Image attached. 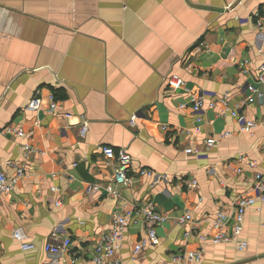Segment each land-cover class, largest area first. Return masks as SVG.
Wrapping results in <instances>:
<instances>
[{"label": "crops", "instance_id": "0c3cea01", "mask_svg": "<svg viewBox=\"0 0 264 264\" xmlns=\"http://www.w3.org/2000/svg\"><path fill=\"white\" fill-rule=\"evenodd\" d=\"M263 8L264 0H0V163H14L3 165L9 179L24 169L19 187L0 202V264H63L46 246L67 238L78 264H93L115 211L145 204L169 220L157 228L160 244L137 257L134 246L147 228L140 217L130 220L123 264L166 263L180 251H202L201 264H264V211H247L243 250L198 239L213 236L215 216L231 214L264 175V127L243 135L230 116L239 110L264 123V85L257 82L264 25L254 18ZM249 86L263 93L253 104L245 102ZM37 93L43 106L28 111ZM51 95L59 104L54 113ZM194 96L203 97L200 114ZM8 126L27 137L3 136ZM211 137L218 139L211 151L187 154L189 142L201 149ZM24 143L35 149L28 158ZM100 147L124 149L133 159L121 200L104 190L113 168ZM95 185L100 189L88 191ZM187 213L193 223H175ZM18 229L32 250L14 239Z\"/></svg>", "mask_w": 264, "mask_h": 264}, {"label": "built area", "instance_id": "2783aa9c", "mask_svg": "<svg viewBox=\"0 0 264 264\" xmlns=\"http://www.w3.org/2000/svg\"><path fill=\"white\" fill-rule=\"evenodd\" d=\"M254 18L258 20V25L260 28L264 25V8L254 14ZM243 66V64H241ZM258 85H264V64L260 68V74L258 76ZM185 83L180 82L179 86ZM249 95L245 102L253 104L255 100L263 96L262 91L259 87L249 86ZM50 112H56L58 110V102L55 101L54 95L50 98ZM228 97L223 98L222 102L227 104ZM43 106V100L38 95L30 100L27 105V110L32 112H39ZM213 104H211V107ZM204 107L203 97L194 96L192 99V108L195 113L200 114ZM182 109L185 105L181 106ZM230 116L235 119L240 127V131L243 135H252L254 129L258 128L260 125L264 127V123L260 124L257 121L249 120L247 117L242 115L239 110L230 111ZM136 117H132L131 124L134 126ZM202 119L197 118V122H201ZM81 135L85 136L88 130V123L84 122L81 127ZM163 131H167V127H162ZM199 132L198 128L193 130L194 134ZM1 134L3 136H9L15 140L21 141L27 137V134L21 127L8 126L5 127ZM230 133L224 134L221 138H227ZM218 139L211 137L205 140L204 145L201 149L195 147L193 142L188 143V148L186 149L187 154L195 155L196 157H201L203 152L211 151L216 147ZM22 154L25 158H28L31 154L35 152L33 146L29 143H24L22 145ZM100 151L106 158L107 165L113 168V175L111 177L110 183L104 188L107 194L116 200L120 199V187H128L133 178L130 176L133 159L127 151L124 149L115 150L112 147H100ZM249 166L253 169L256 167L255 162H248ZM3 165L9 167H15L13 162H3L0 163V202L3 197L12 193L19 187L21 181L24 177V169L18 168L16 175L9 179L4 171ZM238 173H242V169L237 170ZM140 176L152 175L153 172L149 170H141L138 172ZM191 188L198 187V182L193 180L191 182ZM100 189L98 185L90 186L88 191ZM121 200V199H120ZM57 206L60 203L56 204ZM255 208L256 211H264V175L257 174L255 176L253 194L249 196L240 197L232 210L231 214L226 212L218 213L214 220L212 221V226L215 231L213 236H205L198 234V239L202 244L211 243L214 245L224 244V243H240V237L244 231L245 227V216L249 209ZM140 217L146 225L147 233L141 240L135 244L133 249V254L135 257L144 253L149 245L158 246L160 244V239L157 234V228L165 224L169 217L165 214H161L155 210L152 204H145L142 206H137L129 212H122L120 210L115 211L112 216L111 229L103 234L99 240L96 242L93 249V264H123L120 256V251L122 248V242L124 239V233L129 226L130 220L134 217ZM175 223L180 226H185L187 224L193 223V218L191 214L187 213L183 217L175 220ZM193 234V231L185 232V237L189 238ZM15 240H17L24 251L32 250L34 245L30 244L27 237L22 233L20 229L16 230L13 234ZM72 241L67 238L60 244L49 243L46 246V252L52 257H61L63 264H78V260L74 255L71 254ZM245 248L244 244L240 243L238 246L239 250ZM203 262V252L202 251H192V252H177L171 256L168 262L161 264H201ZM160 264V263H155Z\"/></svg>", "mask_w": 264, "mask_h": 264}, {"label": "trees", "instance_id": "16d2710c", "mask_svg": "<svg viewBox=\"0 0 264 264\" xmlns=\"http://www.w3.org/2000/svg\"><path fill=\"white\" fill-rule=\"evenodd\" d=\"M60 92H61V90H53V93H54V95H55V97H56L57 99H59V98H63L62 96H60Z\"/></svg>", "mask_w": 264, "mask_h": 264}]
</instances>
